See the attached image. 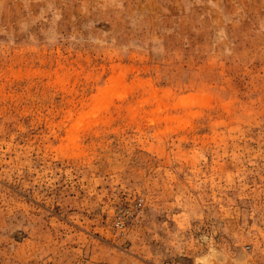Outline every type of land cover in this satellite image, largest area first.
Returning <instances> with one entry per match:
<instances>
[{
    "label": "rangeland",
    "instance_id": "1",
    "mask_svg": "<svg viewBox=\"0 0 264 264\" xmlns=\"http://www.w3.org/2000/svg\"><path fill=\"white\" fill-rule=\"evenodd\" d=\"M0 264H264V0H0Z\"/></svg>",
    "mask_w": 264,
    "mask_h": 264
}]
</instances>
